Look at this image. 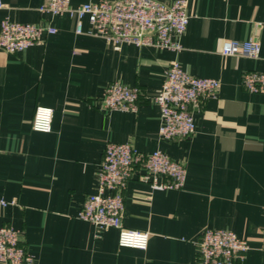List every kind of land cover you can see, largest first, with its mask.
Here are the masks:
<instances>
[{"label": "crops", "instance_id": "crops-1", "mask_svg": "<svg viewBox=\"0 0 264 264\" xmlns=\"http://www.w3.org/2000/svg\"><path fill=\"white\" fill-rule=\"evenodd\" d=\"M97 0H70L71 5ZM170 2L172 0H160ZM0 20L50 21L57 31L7 53L0 48V226L20 232L35 264H195L205 228L246 240L244 261L264 264V92L247 91L244 71L264 72V0H187L182 49L121 44L75 33L68 14L49 16L43 0H2ZM87 18L82 26L88 27ZM256 37L257 57L222 55L225 39ZM199 77L220 80L215 96L193 111L195 131L161 140L152 96L171 60ZM137 87L136 111L100 107L111 82ZM53 109L51 130L32 129L35 107ZM142 152L159 149L183 162L180 189H154L137 176L123 189L122 224L148 232L145 249L120 247L114 227L78 218L106 142Z\"/></svg>", "mask_w": 264, "mask_h": 264}, {"label": "built area", "instance_id": "built-area-1", "mask_svg": "<svg viewBox=\"0 0 264 264\" xmlns=\"http://www.w3.org/2000/svg\"><path fill=\"white\" fill-rule=\"evenodd\" d=\"M3 6L0 0V9ZM38 10L49 16L68 14L74 19L75 33L100 36L114 49L127 43L180 51L189 20L187 0H97L78 5H71L70 0H43ZM83 18L88 20L87 29L82 26ZM56 31L50 21L28 23L4 17L0 20V48L7 53L19 52L39 43L43 35ZM259 52L260 42L256 37L225 39L220 46L222 55L257 57ZM241 83L249 92L262 93L264 72L244 71ZM219 88V79L189 74L177 60L169 61L161 86L152 96L160 112V139L191 136L195 131L193 111L199 109L203 100L215 96ZM140 96L137 87L114 81L104 88L99 104L105 110L136 111ZM52 116L51 107L36 106L32 129L50 131ZM185 175L183 162L159 149L142 152L127 142L108 141L96 174V192L86 196L78 218L101 229L116 228L120 247L145 249L148 232L122 224L123 189L127 181L137 176L154 189H180ZM8 203L0 199V207ZM248 249L246 240L229 229L205 228L196 242L195 264H235L244 261ZM0 264H35L22 244L20 232L8 225L0 226Z\"/></svg>", "mask_w": 264, "mask_h": 264}]
</instances>
